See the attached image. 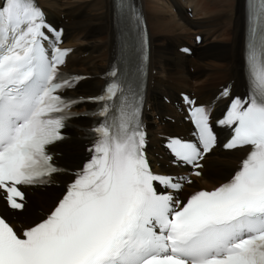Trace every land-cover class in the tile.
Here are the masks:
<instances>
[{"label": "snow or ice", "instance_id": "1", "mask_svg": "<svg viewBox=\"0 0 264 264\" xmlns=\"http://www.w3.org/2000/svg\"><path fill=\"white\" fill-rule=\"evenodd\" d=\"M45 27L35 0H0V189L14 209L23 207L17 185L47 183L59 171L46 146L62 138L74 103L56 94L71 86L58 75L67 51L43 47ZM244 59L248 95L233 100L220 123L233 132L227 148L250 150L229 182L186 203L158 194L154 181L181 185L150 172L133 99L118 125L105 120L93 130L91 159L45 219L21 238L0 218V264H264V0H248ZM117 87L94 99H111ZM191 116L198 144L170 147L198 168L215 137L204 108Z\"/></svg>", "mask_w": 264, "mask_h": 264}, {"label": "bare ground", "instance_id": "2", "mask_svg": "<svg viewBox=\"0 0 264 264\" xmlns=\"http://www.w3.org/2000/svg\"><path fill=\"white\" fill-rule=\"evenodd\" d=\"M39 1L46 10L49 20L56 24H62L65 27L64 45L77 47L76 51L68 60L69 70L92 76L101 74L106 64L109 62L114 45L112 0H78L75 2L73 1L70 7L66 6L69 5L68 2L64 4L61 3V0ZM148 3L150 6H147L145 16L149 23V29L151 30L150 40L153 47L150 70H155L156 74H150L147 97L150 111L146 114V118L149 120L151 144L157 146L159 140L156 137V133L167 132L181 134L187 132L189 129V125L182 121V117L178 115L170 105L160 101L161 99L159 100V96L163 95L171 100H176L177 93L193 90L197 102H205L212 98L216 88L226 81H234L233 88L236 92L240 88L244 80L241 59L244 0H149ZM186 6L192 8L194 19H190L186 16ZM172 7L175 9L177 15L168 11V8ZM226 14H228V16ZM61 16L64 17L65 21H62ZM189 33L192 34L188 37H184ZM196 34H202L203 36V40L199 45L193 43V38ZM155 35L160 36L156 37ZM184 38L185 40L183 42L188 40L189 44L193 45L194 52L191 58L182 56L177 52V48L181 46L180 44L183 43L182 40ZM210 38L213 40L210 41ZM214 43H222L227 46H221L219 48L217 45H214ZM88 51H90L89 55L83 57ZM217 51L224 52V55L222 54L221 58L218 60L220 63L212 62V65L215 68L218 67L216 73L222 71V73H226L228 76L225 77L224 75H220L222 76L221 79L227 80L215 86L216 88H214L212 96L210 97L213 88L208 84L211 83L215 72H206L199 68L210 67L211 63L207 62L206 58ZM193 59L196 61L195 65ZM187 66L195 67L197 72L193 75L190 74ZM193 79L195 80L194 84H191L190 82ZM101 83L102 82L98 78L87 80L81 82L77 89H79L80 86L89 85L96 88V92L100 88ZM202 87L205 88L203 90H198ZM174 91L176 92L175 94ZM220 106H222V103L217 104V107ZM171 114L178 120L180 119L181 124L179 125L177 123L178 120H176L174 124L166 122L164 126H160L163 121L162 118ZM154 115H159L160 119L158 122L153 119ZM71 143H78L80 145L79 150L81 159L78 161H70L68 164L67 160H74V158L72 156L67 160L63 159V153L64 150H68ZM57 150L60 153L58 160L65 165H79V162L82 160V144L76 139L59 146ZM213 152L215 154L222 153L223 158L221 160L228 162L233 160L238 161L245 150L221 152L215 149L212 150L209 155ZM224 153L235 156L232 158L231 156L227 157ZM209 155H207L203 161L204 167L201 178L197 180V183L190 190H194L198 187L205 188L202 181L204 184L208 183L203 173L208 169L206 161ZM161 162L166 163V160ZM213 164L216 165V163ZM212 165L209 169L208 180L209 182L220 181L221 183L229 172L225 168H212ZM179 170L184 171L183 169ZM56 189L57 188H44L29 190V199H33V204L35 206L31 209L26 208L21 214H13L17 222H24L26 225L35 222V220L39 218L36 214V209H49L55 198L59 196L60 193L55 192ZM42 196H44V198L52 197L53 200L49 204L47 200L40 199ZM0 211L2 213L4 212V197L2 196H0ZM27 213H32L33 216L27 215Z\"/></svg>", "mask_w": 264, "mask_h": 264}, {"label": "rangeland", "instance_id": "3", "mask_svg": "<svg viewBox=\"0 0 264 264\" xmlns=\"http://www.w3.org/2000/svg\"><path fill=\"white\" fill-rule=\"evenodd\" d=\"M75 2V1H78V0H63V2L64 3H66V2ZM149 2V0H147V6H150V4L148 3ZM69 5H66L67 7H70V6H72L71 4H73V3H68ZM66 7V8H67ZM168 11H170V12H172L171 10H170V8H168ZM172 14H175V15H177V13H173L172 12ZM227 16H228V14H226ZM192 33H189L187 36H184V37H188L189 35H191ZM168 35V34H167ZM173 35H176V34H173ZM156 37H158V36H160V35H155ZM177 36V35H176ZM172 37H175V36H172ZM181 38V37H180ZM182 39V38H181ZM167 40H168V38H167ZM185 40V38L182 40V42ZM213 39L212 38H210V41H212ZM182 44H184V43H181L180 45H182ZM214 45H217V47H221V46H227V45H225V44H222V43H214ZM222 52V51H221ZM220 51H217V52H214L211 56H208L207 58H206V61L207 62H210L211 63V66L210 67H206V68H203V67H200L199 69H203L204 71H209V72H215V75H214V77L212 78V81H211V83H209L208 85L210 86V87H212L213 89H212V91H211V93H210V97L212 96V93H213V90H214V88H216L215 86H217V85H220V84H222V82L224 81V80H227V79H221L222 78V76H220V75H224L225 77L226 76H228V74H226V73H222V71H219L218 73H216L217 72V68L218 67H214L213 65H212V62L213 63H220V62H218V60L221 58V56H222V54L224 55V52H222L221 53ZM193 61H194V65H195V59H193ZM189 63V62H188ZM97 67V66H96ZM95 67V68H96ZM187 69H188V71H189V73L190 72H193V73H190V74H195L196 72H197V70H196V68L195 67H193V68H190L189 69V67L187 66ZM102 70H103V68H102ZM101 70V71H102ZM94 71V70H93ZM101 73V72H100ZM199 74V73H198ZM200 75V74H199ZM198 75V76H199ZM194 79L193 80H191V84H194ZM205 87H202V88H200V89H198V90H203ZM95 90H96V88H94V87H91V86H80V88L79 89H77V92H81V93H83V94H93L94 92H95ZM183 91V90H182ZM80 93V94H81ZM176 92L174 91V94H175ZM209 97V98H210ZM159 98V100H160V96L158 97ZM161 101V100H160ZM79 148H80V145L78 144V143H71V145L69 146V148H68V150H64V153H63V159H68V158H70V157H72L73 156V158H74V161H78V160H80L81 158V155H80V150H79ZM228 153H224V155H226L227 157H230L231 156V158L233 157V156H235V155H227ZM223 158V155H222V153H220V154H215L214 152L211 154V155H209L208 157H207V161H206V164H207V166H208V169H207V171H205L204 173H203V176H204V178L206 179V181L208 182V183H203V181H202V184H203V186L205 187V188H210L211 186H215V185H217V184H219L220 183V181H211V182H209V180H208V177H209V169H210V167H211V165L213 164V163H216V165H217V168L218 169H221V168H225V169H227L228 170V175L223 179V180H225L229 175H230V173H231V171L233 170V168L235 167V162L237 161V160H233V161H224V160H221ZM222 180V181H223ZM58 189V193H60V188H57ZM56 192V191H55ZM40 199H42V200H47L48 201V203L50 204L51 202H52V200H53V198L52 197H46V198H44V196H42ZM26 213V212H25ZM24 213V214H25ZM27 215H30V216H33V214L32 213H27Z\"/></svg>", "mask_w": 264, "mask_h": 264}, {"label": "trees", "instance_id": "4", "mask_svg": "<svg viewBox=\"0 0 264 264\" xmlns=\"http://www.w3.org/2000/svg\"><path fill=\"white\" fill-rule=\"evenodd\" d=\"M70 161H74V160H72V159L67 160L68 164H69ZM215 167L217 168V165L213 164L212 165V168H215ZM55 191L58 193V190L57 189Z\"/></svg>", "mask_w": 264, "mask_h": 264}]
</instances>
